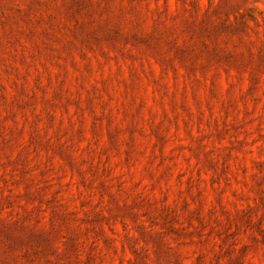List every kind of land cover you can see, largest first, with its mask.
Segmentation results:
<instances>
[{
  "label": "rangeland",
  "instance_id": "374dc122",
  "mask_svg": "<svg viewBox=\"0 0 264 264\" xmlns=\"http://www.w3.org/2000/svg\"><path fill=\"white\" fill-rule=\"evenodd\" d=\"M0 264H264V0H0Z\"/></svg>",
  "mask_w": 264,
  "mask_h": 264
}]
</instances>
